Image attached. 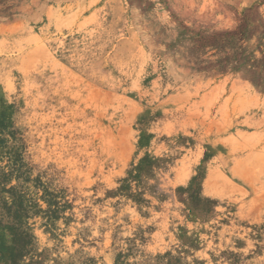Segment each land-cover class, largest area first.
Segmentation results:
<instances>
[{
  "label": "rangeland",
  "instance_id": "rangeland-1",
  "mask_svg": "<svg viewBox=\"0 0 264 264\" xmlns=\"http://www.w3.org/2000/svg\"><path fill=\"white\" fill-rule=\"evenodd\" d=\"M0 264H264V0H0Z\"/></svg>",
  "mask_w": 264,
  "mask_h": 264
},
{
  "label": "trees",
  "instance_id": "trees-1",
  "mask_svg": "<svg viewBox=\"0 0 264 264\" xmlns=\"http://www.w3.org/2000/svg\"><path fill=\"white\" fill-rule=\"evenodd\" d=\"M1 252V251H0ZM2 258V254H1V256H0V259Z\"/></svg>",
  "mask_w": 264,
  "mask_h": 264
}]
</instances>
